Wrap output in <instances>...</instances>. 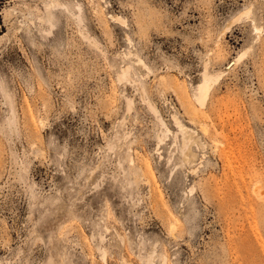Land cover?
<instances>
[{
  "label": "rangeland",
  "instance_id": "rangeland-1",
  "mask_svg": "<svg viewBox=\"0 0 264 264\" xmlns=\"http://www.w3.org/2000/svg\"><path fill=\"white\" fill-rule=\"evenodd\" d=\"M0 264H264V0H0Z\"/></svg>",
  "mask_w": 264,
  "mask_h": 264
},
{
  "label": "bare ground",
  "instance_id": "bare-ground-1",
  "mask_svg": "<svg viewBox=\"0 0 264 264\" xmlns=\"http://www.w3.org/2000/svg\"><path fill=\"white\" fill-rule=\"evenodd\" d=\"M206 90H208V88H207V82L204 81V83H202V84L199 86V91H200V93L202 94V93H204ZM201 94H200V96H201ZM204 94H207V93L205 92ZM205 96H206V95H205ZM201 97H203V95H202ZM201 97H200V99L202 100ZM203 98H205V97H203Z\"/></svg>",
  "mask_w": 264,
  "mask_h": 264
}]
</instances>
